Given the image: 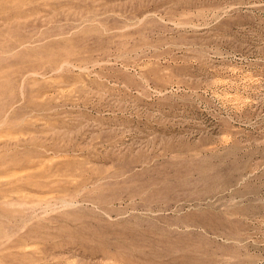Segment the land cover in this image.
I'll return each mask as SVG.
<instances>
[{
	"label": "rangeland",
	"instance_id": "374dc122",
	"mask_svg": "<svg viewBox=\"0 0 264 264\" xmlns=\"http://www.w3.org/2000/svg\"><path fill=\"white\" fill-rule=\"evenodd\" d=\"M0 264H264V0H0Z\"/></svg>",
	"mask_w": 264,
	"mask_h": 264
},
{
	"label": "bare ground",
	"instance_id": "6f19581e",
	"mask_svg": "<svg viewBox=\"0 0 264 264\" xmlns=\"http://www.w3.org/2000/svg\"><path fill=\"white\" fill-rule=\"evenodd\" d=\"M177 82H178V81H177ZM177 82H176V83H177ZM181 84H182V82H181ZM149 142H150V141L148 140V142H145V143H148V145H149ZM154 143H155V142H154ZM161 143H162V142H161ZM170 143H171V142H170ZM143 144H144V143H143ZM143 144H142V145H143ZM168 144H169V142H168ZM168 144L166 143V145H168ZM129 145L132 146V144H129ZM145 145H146V144H145ZM171 145H172V143H171ZM173 145H174V144H173ZM154 146H156V145H154ZM157 146H158V145H157ZM162 146H163V145H162ZM168 146H169V145H168ZM125 147H126V146H125ZM147 147H148V146H147ZM149 147H150V146H149ZM164 147H165V146H164ZM164 147H163V148H164ZM129 148H130V147H129ZM131 148H134V147H131ZM144 148H146V147H144ZM152 148H154V147L152 146ZM161 148H162V147H161ZM127 150H128V147H127ZM131 150H132V149H131ZM133 150H134V149H133ZM140 150H141V149H140ZM148 150H149V149H148ZM153 150H154V149H153ZM157 150H158V149H157ZM161 150H162V149H161ZM172 150H173V149H172ZM143 151L145 152V150H143ZM164 151H166V150H164ZM147 152H148V151H147ZM150 152H151V151H150ZM151 153H152V152H151ZM146 154H147V153H146ZM123 155H124V153H123ZM142 155H143V154H142ZM127 156H128V154H127ZM127 156H126V158H127ZM138 156H140V155L138 154ZM120 157H121V156H120ZM120 157H119V158H120ZM124 157H125V156H124ZM136 157H137V156H136ZM136 157H135V158H136ZM158 158H159V157H158ZM155 159H157V156H156ZM155 159H154V160H155ZM123 160H124V159H123ZM139 160H140V159H139ZM154 160H153V161H154ZM148 161H149V160H148ZM141 162H142V161H141ZM143 162H144V161H143ZM137 163H138V162H137ZM150 165H151V164H150ZM143 166H144V165H143ZM148 166H149V165H148ZM117 171H118V170H117ZM134 178H135V176H134ZM139 191H140V189H139ZM141 193H142V192H141ZM141 193H140V196H141ZM133 194H134V193H133ZM133 194H132V195H133ZM138 194H139V193H138ZM135 195H136V194H135ZM135 195H134V196H135ZM129 196H130V195H129ZM131 197H132V196H131ZM153 201H154V200H153ZM151 205H152V204H151ZM190 228H192V227H190ZM194 229H195V228H194ZM191 231H192V230H191ZM204 231H205V230H204ZM214 232H215V230H214Z\"/></svg>",
	"mask_w": 264,
	"mask_h": 264
}]
</instances>
